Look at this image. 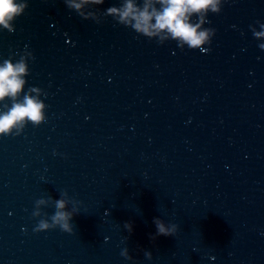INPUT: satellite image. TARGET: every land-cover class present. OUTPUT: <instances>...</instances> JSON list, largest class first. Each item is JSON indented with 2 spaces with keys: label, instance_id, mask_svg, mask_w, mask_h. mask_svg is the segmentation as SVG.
<instances>
[{
  "label": "clouds",
  "instance_id": "9594fccd",
  "mask_svg": "<svg viewBox=\"0 0 264 264\" xmlns=\"http://www.w3.org/2000/svg\"><path fill=\"white\" fill-rule=\"evenodd\" d=\"M68 9L75 11L85 20L93 16V12L87 9V6L100 5L104 0H64ZM156 4L161 6L157 10L152 0H147L140 10L134 5L132 0H125L124 5L117 9L116 7L108 8L107 14L118 13V23L132 28L136 33L147 37L151 40L153 37H159L158 43L162 44L164 40L171 38L177 41L180 49H184L185 45L189 49L208 51L205 45H211L212 38L216 30L214 28H202V25L208 23L205 17L209 12L219 14L222 11L224 0H155ZM28 7L27 0H0V26L9 32H14V20L21 16ZM151 8V11H149ZM197 14L198 22H190V16ZM155 23H152V21ZM11 22V23H10ZM261 30H257L254 26H249L255 39L260 40L264 37V23H260ZM166 33L167 35H160ZM258 47L264 50V43H260ZM26 51L28 59H34L31 52ZM25 56L20 61L13 64L10 60H5L0 66V101L5 97L15 98L24 89L26 81L21 77L28 73V66L25 62ZM42 90L36 87L29 88V92H36V96L27 93L24 95L23 102H14L8 111L0 113V136H19L28 122L34 127L40 126L46 121L45 108L46 104L40 99ZM46 95V93H43ZM53 155H56L54 152ZM60 199L52 197L40 198L35 201V210L33 217H41L39 211L40 205L54 206L55 212L50 217L46 213V218L39 219L35 232L48 231L50 229L60 228L63 232L72 233V221L74 214L79 213V208L73 207L71 211H65L66 205L72 203H81L69 196L68 192H60ZM157 228V235L174 236L178 230L176 224H165L160 219H154ZM125 227L131 231V225L125 224ZM121 255L126 259L127 250L123 249ZM145 257L151 259V252H145Z\"/></svg>",
  "mask_w": 264,
  "mask_h": 264
}]
</instances>
